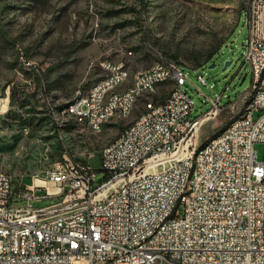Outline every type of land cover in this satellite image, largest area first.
<instances>
[{"label": "built area", "instance_id": "built-area-1", "mask_svg": "<svg viewBox=\"0 0 264 264\" xmlns=\"http://www.w3.org/2000/svg\"><path fill=\"white\" fill-rule=\"evenodd\" d=\"M246 20L243 58L261 94L204 156H196V125L217 114L221 96L191 119L190 80L178 62L155 50L151 69L130 80L120 78L125 61H103L102 85L78 92L65 111L99 125L142 98L140 126L123 129L112 151L101 150L99 168L64 158L44 170L42 182L24 186L4 172L0 264H264V158L253 149L264 143V0H250ZM168 75H176L179 91L152 101L146 87L168 84ZM97 170L104 179H95Z\"/></svg>", "mask_w": 264, "mask_h": 264}, {"label": "rangeland", "instance_id": "rangeland-1", "mask_svg": "<svg viewBox=\"0 0 264 264\" xmlns=\"http://www.w3.org/2000/svg\"><path fill=\"white\" fill-rule=\"evenodd\" d=\"M249 4L0 0V171L24 186L21 182L31 179L40 182L44 170L64 158H86L99 168L101 150L144 110V99L128 117L105 122L97 131L72 123L63 110L104 75L103 61H125L131 80L157 60L155 50L185 67L190 82L184 89L194 102L191 119L221 96L217 114L195 132L197 139L217 134L243 114L252 93V74L243 58ZM171 86L161 84L148 96L163 101ZM253 149L262 161L264 143H254ZM104 176L97 170L95 179ZM49 203L47 198L32 205Z\"/></svg>", "mask_w": 264, "mask_h": 264}, {"label": "bare ground", "instance_id": "bare-ground-1", "mask_svg": "<svg viewBox=\"0 0 264 264\" xmlns=\"http://www.w3.org/2000/svg\"><path fill=\"white\" fill-rule=\"evenodd\" d=\"M155 61H157V60H155ZM146 69H151V66H149ZM137 72H139V71H137ZM137 72L135 74H137ZM259 75H264V61L259 66ZM128 76H129V70L127 69V67L120 70V78H128ZM168 82H170L172 86H171L169 93L165 97V99H170V98L174 97V94L177 93V91H179V83H177L176 75H168ZM101 85H102V77H100L96 82H94L91 85V89H98V87H100ZM157 89H158V86L146 87V94H153L157 91ZM87 92H89V89L83 93H80V94H87ZM259 94H261V86H259V82H257V79H253L251 97L249 98V100L246 104V107H245L243 114L240 115L239 117H236V118L232 119L231 121H229V123L226 124L224 126V128H222L214 136L207 138V136L209 135V134H207L206 136L203 135L200 139H197L196 156H204L206 149H208V147L212 143L220 140V138L223 136V134H226L227 132H229L240 121H242V119L246 115V113H252L253 106L257 103V97L259 96ZM68 104H74V98ZM133 105L134 104H126V111L117 112V113H109L108 114V121L115 119V118L122 119V118L128 117V115L130 114V112L132 110ZM63 113L66 116H68V119L71 120L72 123L78 124L80 126H84V127L88 128L92 131L99 130L102 127V125L106 122V121H99V125L98 124H92V123H81V117H73V114L69 111H65V108L63 110ZM200 125L197 124L196 128L198 129L200 127ZM139 126H140V117L138 115L131 123H129L123 129L124 130H135V128H137ZM121 140H122V131L115 138H113L111 141H109L103 147L102 150L112 151L116 147V144H118V142ZM3 176H4V171H0V177H3ZM40 182H42V179L40 180ZM182 200H183V192H175V201H182ZM169 212H176V205H169Z\"/></svg>", "mask_w": 264, "mask_h": 264}, {"label": "crops", "instance_id": "crops-1", "mask_svg": "<svg viewBox=\"0 0 264 264\" xmlns=\"http://www.w3.org/2000/svg\"><path fill=\"white\" fill-rule=\"evenodd\" d=\"M242 13V12H241ZM241 13H240V16H241Z\"/></svg>", "mask_w": 264, "mask_h": 264}, {"label": "trees", "instance_id": "trees-1", "mask_svg": "<svg viewBox=\"0 0 264 264\" xmlns=\"http://www.w3.org/2000/svg\"><path fill=\"white\" fill-rule=\"evenodd\" d=\"M161 101V100H160Z\"/></svg>", "mask_w": 264, "mask_h": 264}, {"label": "water", "instance_id": "water-1", "mask_svg": "<svg viewBox=\"0 0 264 264\" xmlns=\"http://www.w3.org/2000/svg\"><path fill=\"white\" fill-rule=\"evenodd\" d=\"M203 136V135H202Z\"/></svg>", "mask_w": 264, "mask_h": 264}]
</instances>
